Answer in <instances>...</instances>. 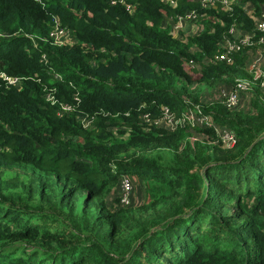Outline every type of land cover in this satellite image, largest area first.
<instances>
[{"label":"trees","instance_id":"trees-1","mask_svg":"<svg viewBox=\"0 0 264 264\" xmlns=\"http://www.w3.org/2000/svg\"><path fill=\"white\" fill-rule=\"evenodd\" d=\"M128 3L0 0V264H264V93L224 46L264 35V0ZM244 79L249 110L215 96Z\"/></svg>","mask_w":264,"mask_h":264},{"label":"built area","instance_id":"built-area-1","mask_svg":"<svg viewBox=\"0 0 264 264\" xmlns=\"http://www.w3.org/2000/svg\"><path fill=\"white\" fill-rule=\"evenodd\" d=\"M165 3L171 4L172 7H176V0H162ZM203 6H211L215 3H220L225 8H230L232 0H198ZM111 4L120 3L126 6V9L132 10V4L128 3V0H110ZM245 10H249L245 4H242ZM200 15L195 11H188L184 15L176 17H167L166 24L170 28V33L174 37H181L186 33H196L199 31V28L196 26V23L199 21ZM256 28L258 31L264 33V12L260 17L256 19ZM241 35V34H240ZM237 35L236 37L240 36ZM248 35L240 36L239 39L236 38L234 41H227L224 43V46L227 49L233 51H240L242 47H249L246 51L248 56L247 68L251 75L253 81H259L260 88L264 93V35L260 36L254 43L249 38ZM251 36V35H250ZM54 41L56 43L64 42L68 38V31L62 28L56 27L53 31ZM220 59H225V54L222 53L219 56ZM8 82L11 84H17L16 79H8ZM251 89V81L249 80H239L235 89H228L225 87H220L215 91V96L224 100L232 108H245L246 110L250 109L248 104V93ZM168 109H164V115L161 118L160 122H157V125L160 127L173 129L179 122L173 114H167ZM182 120H188L194 124H208L212 125L216 131L222 135L223 141L228 145H231L235 136L233 133L229 132H220L218 128L213 124V121L206 116L202 115L199 111H190L187 110L183 114ZM194 140V137H191ZM133 192V183L128 175H121L120 177V190H119V201L121 205H130L134 200L130 198L131 193Z\"/></svg>","mask_w":264,"mask_h":264},{"label":"rangeland","instance_id":"rangeland-1","mask_svg":"<svg viewBox=\"0 0 264 264\" xmlns=\"http://www.w3.org/2000/svg\"><path fill=\"white\" fill-rule=\"evenodd\" d=\"M263 97H264V94H263ZM195 138L196 137H198V135L197 136H194ZM136 185H135V187L133 188V191H134V189H135V196H134V194H133V192L131 193V195H130V198L132 197V199L133 200H135V201H141L142 200V198H143V196H144V194L143 193H141V189H140V184L139 183H135Z\"/></svg>","mask_w":264,"mask_h":264}]
</instances>
